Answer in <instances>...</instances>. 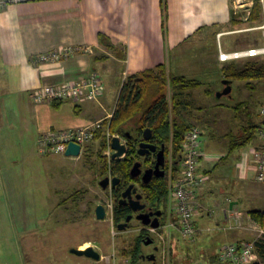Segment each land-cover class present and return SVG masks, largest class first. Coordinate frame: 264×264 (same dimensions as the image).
Returning <instances> with one entry per match:
<instances>
[{"label":"rangeland","instance_id":"obj_1","mask_svg":"<svg viewBox=\"0 0 264 264\" xmlns=\"http://www.w3.org/2000/svg\"><path fill=\"white\" fill-rule=\"evenodd\" d=\"M255 2L256 0L254 6ZM254 6L233 8L235 18L231 16V20L227 23L219 21L214 25L202 24L203 27L199 30L201 32L187 38L180 53L173 47V42H170V47L173 49L171 51L173 68L176 66V53H178L184 61V63L181 61L182 64L178 63L179 67L183 68L182 71L189 73L187 70L192 66L188 64L192 63L197 71L192 78L195 77L193 79L203 82L201 88L192 91L194 96L192 110L195 114L193 120L199 123L196 126L201 130L207 126V122L201 117L208 119L209 128L202 137L204 148L211 142L212 132L221 129V126L212 125L214 115L216 118L219 116L220 121L227 117L230 124L234 117L232 129L237 126L235 132L239 134L242 133L241 127L247 124L248 119L260 121L258 115L260 116L264 105V82H253L254 89H252L246 82L236 81L233 83L231 98L217 99L216 93L224 88L222 66L236 64L244 67L247 63L263 62L264 55L230 61L228 64H222L221 67L205 65L214 62L211 58L212 52L219 51L221 46L228 52L264 47V2L261 3V17L258 20H251ZM181 21L185 20H180V23ZM170 24L171 20L166 23L167 29ZM221 31L229 32L218 36ZM179 69L175 68L177 71ZM4 70L0 55V80L2 75L4 76ZM172 72L171 69L169 73ZM126 80L127 78L123 82ZM1 87L0 83V264H133V258L123 255V251L133 248L143 226L138 221H134L129 230L120 232L114 224V200L111 190L104 191L99 185V182L106 177L100 171L101 163L97 155L99 143L90 144L89 148L93 153L90 162H87L82 155L74 158L63 154H43L39 139L33 143L27 135L22 134L25 131L17 108L16 91L7 92V86ZM207 91L213 93L214 100H221L222 103L231 106L244 103L243 108L239 112L219 111L220 114L217 115V110L214 111L211 106L214 100H209L205 96ZM105 92L109 95V105H117L121 92L118 86L115 83L109 85L107 83ZM246 149H249L248 145L236 153ZM172 161V153H170L168 165L173 163ZM209 166L213 168L214 163ZM225 168L226 165L222 166V164L214 168L215 178L205 187H214L217 192L223 190L224 178L229 177L225 173ZM244 190V183L238 180L237 189H231L230 193L238 194L239 191ZM76 191H79V196L74 199L73 194ZM241 197L242 211L249 213L251 209L253 211L254 208L259 207L246 192L242 193ZM223 199L224 195L219 193L218 197L209 199L208 204L215 206L216 202ZM100 204L105 205L108 212L104 220L96 218L95 206ZM223 214L220 216L215 212L206 220V224L201 223L199 226L196 220L199 231L196 241L192 243L182 239L181 248L175 249L176 251L173 248L172 237L165 235L166 240L171 243L169 250L171 264H207L211 261L209 254H218L222 246L232 243L229 233L220 229L225 225ZM169 216L171 217L170 211ZM174 219L172 217V220ZM255 223L247 221L248 229L240 230L244 234L243 238L264 241V226L262 232L260 225ZM150 233L156 241L152 245L143 247V253L147 254H152L157 246L161 248L156 233ZM165 233H168V229ZM90 246L103 257L106 256V259L95 261L71 253L73 248L82 249ZM254 263L264 264V259L257 255ZM138 264H161V256L158 253L155 262L140 260Z\"/></svg>","mask_w":264,"mask_h":264},{"label":"crops","instance_id":"obj_2","mask_svg":"<svg viewBox=\"0 0 264 264\" xmlns=\"http://www.w3.org/2000/svg\"><path fill=\"white\" fill-rule=\"evenodd\" d=\"M231 16L235 18L230 0H41L11 4L0 10V55L5 68L4 76L2 75L0 80L1 88L5 85L8 87L7 92L16 91L17 108L25 131L22 134L35 143L45 132L85 127L112 116L116 104L109 105V95L105 92L107 83H115L118 90H121L126 78L161 64L166 65L168 72L172 69L175 75L195 78L192 76H195L197 71L192 63L188 64L192 68L187 70L192 74L185 73L183 68L179 67L178 63L182 64L178 54L180 49L186 44L187 38L201 32L199 30L203 27L202 24L214 25L219 21L227 23ZM169 20L171 24L167 29L166 23ZM180 20H185L181 21L183 27ZM227 32L229 31H221L218 36ZM100 34L110 37L116 50H121L122 56L101 45ZM171 41L178 52L175 68H180L179 71L173 68ZM70 46H87L89 50L60 62L38 61L44 53ZM221 48L225 51L222 46ZM211 58L214 62L204 63L208 67L228 64L219 60L217 50L212 52ZM228 65L222 66L223 69ZM94 72L100 73L106 84L100 101H63L56 108L52 103L36 104L32 98L33 91L41 86L76 82ZM205 96L209 100L213 97L207 93ZM211 106L214 111L217 110V115L220 114L219 111H234L233 106L217 99ZM217 117L214 115L212 125L221 126V129L212 132L211 142L205 148L202 141L204 157L200 161L199 173L206 180L197 191V200L202 206L196 219L198 226L201 223L206 224V220L215 212L222 216L228 208L242 212L246 221L252 220L255 223L250 216L252 209L249 213L242 211L240 201L242 193L246 192L259 205L253 211H264L263 184L257 181L252 162L253 151L261 147L262 140L257 134L255 140L248 145V150L236 153L244 148L242 147L231 152L230 134H238L235 132L237 126L232 129L235 118H232L230 124L227 117L221 121L220 117ZM258 117L260 121L253 122L262 126L263 119L261 120L259 115ZM201 118L207 122V126L202 129L203 137L209 125L208 119ZM249 121L252 120L248 119ZM197 124L199 123L194 121V125ZM211 163H214L213 168L209 166ZM221 164L226 165L225 173L229 177L224 178V189L217 192L214 187L208 188L205 185L215 178L213 170ZM238 180L244 183L245 190L239 191L238 194L230 193L231 189H237ZM219 193L224 195L223 201L216 202V207L209 205V199L218 197ZM223 215L226 225V217ZM240 230L244 229L227 231L229 238L233 240L232 243L246 240ZM172 239L174 251L181 248L182 239L177 230L172 232ZM209 255L211 258L216 254ZM105 257L102 256L101 260L106 259Z\"/></svg>","mask_w":264,"mask_h":264},{"label":"trees","instance_id":"obj_3","mask_svg":"<svg viewBox=\"0 0 264 264\" xmlns=\"http://www.w3.org/2000/svg\"><path fill=\"white\" fill-rule=\"evenodd\" d=\"M260 17L261 4L259 0H256L251 20H258ZM99 40L101 45L107 49L114 50L117 55L122 56L121 50H116L110 37L100 34ZM223 75L225 79L232 83L236 81L246 82L250 88L254 89L252 86L253 82H264V60L263 62L247 63L244 67L230 64L224 68ZM202 85L203 82L200 80L169 73L164 64L131 76L122 83L118 103L112 118L103 121L104 128L97 131L93 141L98 142L100 146L97 155L101 163V174L112 175L121 181L118 188H113L111 191V196L114 200L113 220L116 227L124 222L131 213V209L128 206L119 203L123 190L125 187L135 183L140 184L144 202L153 207V211L163 210L167 213L169 202L168 159L170 153H172L175 177H179L183 144L186 135L195 126V120H193L195 114L192 110L194 107L192 91L201 88ZM205 93L213 96L211 91ZM62 102L53 101L52 104L58 108ZM243 105L244 103H240L233 106L232 109L235 112H239ZM260 128H262L261 125L249 121L242 128L241 134L231 133L232 145L230 151L232 152L251 144ZM107 129L114 136L129 135V139H127L128 151L124 158L112 160V158L105 156V151L108 149L107 136L105 135ZM146 129L152 130L151 142L157 146V151L161 150L163 146L165 147L167 164L165 167L166 176L164 178L154 176L149 184H143L140 179L131 176V170L137 162H141L142 167L146 169L153 168L156 164L157 152L150 153L144 157L138 153L139 145L144 141ZM89 147L90 144L85 147L82 154L87 162H90L93 156L92 149ZM73 195H75L74 199H76L79 196V191H76ZM73 195L71 197H74ZM250 216L261 227L264 226V211H252ZM148 239L154 240V237L143 227L141 234L136 238L133 248L124 250L123 255L133 258V264H138L140 260H143V247ZM257 255L264 259V241L256 242V257ZM210 260L213 263L217 262L218 254L212 256Z\"/></svg>","mask_w":264,"mask_h":264},{"label":"built area","instance_id":"obj_4","mask_svg":"<svg viewBox=\"0 0 264 264\" xmlns=\"http://www.w3.org/2000/svg\"><path fill=\"white\" fill-rule=\"evenodd\" d=\"M31 1L41 0H0V10L11 4H20ZM260 4L264 0H259ZM233 8H252L254 0H231ZM246 8V9H247ZM87 46L80 47H62L56 50L42 54L39 62H60L63 59L71 57L82 51H88ZM264 55V47H253L244 50L224 51L219 50V60L230 62L246 58L259 57ZM105 82L100 73L94 72L85 79L76 82H66L59 85H44L34 90L32 98L36 104L52 103L53 101H73L80 102L83 99L89 101H100L104 95ZM260 116L264 119V105ZM112 116L106 118L110 120ZM104 119V120H106ZM97 121L85 127H77L66 130H51L43 133L39 138V145L43 154H63L65 155L70 143L81 146V154L87 145L91 144L97 131L103 129V121ZM107 136L108 149L105 156L111 159L113 150L111 142L114 135L109 130L105 132ZM258 135L262 140V145L253 151L252 162L256 170V179L264 184V125L259 129ZM123 142L126 143L125 140ZM204 157L202 149V130L194 126L186 135L181 155L180 176L175 177L173 163L168 165L169 175V202L168 209L171 213V220L164 228H148L150 232L156 233L160 239L161 264H171L170 246L166 236L172 237V232L177 230L181 239L194 243L198 236L196 219L201 213L202 206L197 200V191L203 185L206 178L199 173L200 161ZM226 225L220 229L224 231L233 229H245L246 220L242 212L233 209H225ZM252 221V220H249ZM261 227V226H260ZM168 229V233L165 230ZM263 232V227H261ZM210 231V230H209ZM163 233V234H162ZM257 240H242L235 243H228L220 249L218 261L208 262L207 264H253L256 259Z\"/></svg>","mask_w":264,"mask_h":264},{"label":"water","instance_id":"obj_5","mask_svg":"<svg viewBox=\"0 0 264 264\" xmlns=\"http://www.w3.org/2000/svg\"><path fill=\"white\" fill-rule=\"evenodd\" d=\"M224 88L216 93L217 99H222L223 97H232L233 93V83L227 79L223 81ZM152 130L146 129L144 132V141L140 143L138 153L140 156L144 157L150 153H156V164L153 168H148L143 170L142 163L137 162L133 166L131 170V176L133 178H140L144 184H149L153 177H165V166H166V155H165V147L163 146L161 150L157 151V146L151 142L152 140ZM123 139H129V135L124 136H114L111 142L112 160H120L124 158L128 151V144L123 142ZM81 154V146L75 143H70L65 156L67 157H80ZM112 183L113 186H117L120 183V179L115 177L110 180V177H105L101 180L100 185L103 190H107ZM135 194V196H134ZM143 195L138 193V189L135 184L130 185L127 190L123 193L122 198L120 200L121 204L128 203L131 209L134 212H140L137 215V220L141 221L142 225L145 227H150L153 229H160L161 222L160 218L163 215L162 211H156L152 213L141 212L146 208V204L142 202ZM96 218L98 220H104L107 217V209L105 205L100 204L97 205L95 209ZM154 217V218H153ZM133 216H128L126 222L120 223L117 226V229L120 232L126 231L130 227V223ZM153 243V240L148 239L146 241V245H150ZM71 253L80 257H86L95 261H100L102 255L95 250L94 247H88L86 249L73 248L71 249ZM149 261L155 262L157 259L155 255L149 256L147 258Z\"/></svg>","mask_w":264,"mask_h":264},{"label":"flooded vegetation","instance_id":"obj_6","mask_svg":"<svg viewBox=\"0 0 264 264\" xmlns=\"http://www.w3.org/2000/svg\"><path fill=\"white\" fill-rule=\"evenodd\" d=\"M123 140H125L126 141V143H127V139H123ZM75 158V157H74ZM167 165V164H166ZM166 167V166H165ZM146 168H143V170H145ZM148 169V168H147ZM104 176H106V175H104ZM165 176H166V171H165ZM106 177H110V180L112 181V179L113 178H115L114 176H112V175H108V176H106ZM168 177H169V175H168ZM164 178V177H163ZM137 179H140L141 180V182H142V179H141V177L140 178H137ZM103 180V179H102ZM101 182V181H100ZM100 182H99V185H100ZM120 183H121V181H120ZM119 183V184H120ZM118 184V185H119ZM144 184V183H143ZM118 185L115 187V186H113L112 185V183L110 184V186H109V188L108 189H110L111 191L113 190V188H118ZM130 186V185H129ZM128 186V187H129ZM135 186L137 187V189H138V193H141V191H140V184L139 183H135ZM100 187H101V185H100ZM128 187H125L124 188V190H123V193L127 190V188ZM105 191V190H104ZM111 193V192H110ZM142 194V193H141ZM123 195V194H122ZM143 195V194H142ZM134 196H135V194H134ZM122 198V197H121ZM121 198H120V200H121ZM120 200H119V203H120ZM142 202L143 203H145L144 202V197H143V200H142ZM121 204V203H120ZM146 204V203H145ZM121 205H125V206H128L130 209H131V207L129 206V204L128 203H126V204H121ZM96 209V208H95ZM157 211H162L163 212V215H162V217L160 218V222H161V228H160V231H163V228L172 220V218L169 216V209L167 208V213H165L163 210H157ZM141 212H147V213H152V212H156V211H153V207H151V206H149L148 204H146V208L143 210V211H141ZM140 212H134L132 209H131V213H130V215L129 216H133V218H132V220H131V223H130V227H131V224L134 222V221H138L141 225H142V223H141V221H139V220H137V215L139 214ZM154 218V217H153ZM124 222H126V220L124 221ZM123 223V222H122ZM143 226V225H142ZM129 227V228H130ZM144 227V229H147L148 231H149V229L148 228H150V227H145V226H143ZM129 228L127 229V230H129ZM150 232V231H149ZM155 239L153 240V243L152 244H154L155 243ZM152 244H150V245H152ZM144 246H149V245H146V243H144ZM160 252V247L159 246H157L156 248H155V251L152 253V254H147V253H142V258H143V260H148L147 258L149 257V256H152V255H155V257H156V259H157V256H158V253Z\"/></svg>","mask_w":264,"mask_h":264}]
</instances>
